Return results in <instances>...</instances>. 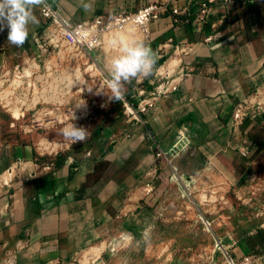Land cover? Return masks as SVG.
I'll use <instances>...</instances> for the list:
<instances>
[{"label":"crops","instance_id":"1","mask_svg":"<svg viewBox=\"0 0 264 264\" xmlns=\"http://www.w3.org/2000/svg\"><path fill=\"white\" fill-rule=\"evenodd\" d=\"M51 1L71 24L165 5L167 11L144 28L149 33L144 44L156 54V73L165 77L157 83L145 77L136 80L125 107L137 109L131 107L124 115L114 111L85 147L61 158L37 163L38 152L32 147L2 146L0 171L16 165V172L10 185L0 189V247H26L29 256L43 264L68 261L95 242L102 214H112L118 197L143 182L155 166L157 145L167 150L184 134L193 144L203 128L206 147L220 156V164L234 166L228 158L239 151L250 160L264 155V100L249 104L242 122L233 119L235 108L264 83V0L214 4L204 25L197 21V2L191 0ZM85 4L91 9L85 11ZM187 6L189 22L172 13ZM40 7L33 10L39 23ZM177 56L181 62L176 72H162ZM160 82L179 88L158 95ZM148 102L153 106L142 112ZM237 142L242 146L235 147ZM208 177L218 181L211 172ZM233 254L237 259L264 257V227L236 243Z\"/></svg>","mask_w":264,"mask_h":264},{"label":"rangeland","instance_id":"2","mask_svg":"<svg viewBox=\"0 0 264 264\" xmlns=\"http://www.w3.org/2000/svg\"><path fill=\"white\" fill-rule=\"evenodd\" d=\"M59 30L42 19L29 28L22 47L8 43L6 28L0 31V152L3 147L29 146L38 152L37 163H47L49 158L85 147L114 111L122 115L133 111L132 103L129 110L125 103H130L127 96L139 78L123 85L120 101L109 98L106 66L120 54L119 47L107 50L104 42L98 52L70 48ZM157 69L155 65L146 79L156 83L164 79ZM100 87L104 91H98ZM252 97L246 103L264 100V83ZM83 102L86 115L76 107ZM43 112L48 118L76 113L82 118L49 127L43 126L48 121L37 120ZM70 123L88 129L85 142L65 140L62 129ZM199 130L193 144L184 134L164 149V155H155V166L143 182L118 197L112 214H102L95 242L68 261L47 264H226L227 248L264 227V155L250 160L239 151L228 158L234 166L220 164V156L206 147L205 129ZM43 140L63 149L54 155L42 153ZM209 172L218 181H209ZM27 250L14 244L0 247V264H43Z\"/></svg>","mask_w":264,"mask_h":264},{"label":"built area","instance_id":"3","mask_svg":"<svg viewBox=\"0 0 264 264\" xmlns=\"http://www.w3.org/2000/svg\"><path fill=\"white\" fill-rule=\"evenodd\" d=\"M233 1L240 0H191V2H197L198 4L197 21L201 25H204L207 21L214 4ZM171 10L174 15L183 16V20L185 22H189L190 16L192 15L190 12L191 8L187 6L183 9L178 8ZM163 11H167L166 6L156 3L149 4L132 14H120L110 20H105L100 17L92 21L71 24L69 20L61 14L60 10L51 0H47V6L40 7V14L43 19L49 22H55L59 26V34L61 35L62 40L70 48L84 49L86 52L99 48L104 41V36L115 28L122 29L127 26L141 28L149 27L152 22L160 18ZM209 40L207 39V41ZM182 52H184V54H188V52L184 49H182ZM87 56L89 57L88 54ZM178 88L179 85H169L167 82H162L157 87L158 95L161 93L175 92ZM148 106H153V103L148 102L145 107L141 108V111H146V107ZM250 107L251 106L248 103H243L235 108L233 113L235 123H240L245 119ZM164 152L165 150L161 146H156L157 156L164 155ZM87 155L90 156L91 154L88 153ZM47 169H50V167H47ZM233 249L234 245L227 248L225 253H223L226 264H264V257L257 255H247L242 259H237L233 254Z\"/></svg>","mask_w":264,"mask_h":264},{"label":"clouds","instance_id":"4","mask_svg":"<svg viewBox=\"0 0 264 264\" xmlns=\"http://www.w3.org/2000/svg\"><path fill=\"white\" fill-rule=\"evenodd\" d=\"M37 6H47V0H0V31H8V43L22 47L29 37V26L38 24L39 19L33 9ZM85 11L91 9V4L83 5ZM111 46H118L120 54L113 57L106 66L109 75V89L112 100L120 101L123 96V85L132 79L149 77L154 72L156 54L140 41H129L124 34H117L108 41ZM88 91L92 89L88 88ZM98 91H104L102 87ZM106 94L108 92L106 91ZM83 103L76 107H83ZM76 117L73 116V120ZM66 141L72 144L85 142L88 129L70 123L62 129Z\"/></svg>","mask_w":264,"mask_h":264},{"label":"bare ground","instance_id":"5","mask_svg":"<svg viewBox=\"0 0 264 264\" xmlns=\"http://www.w3.org/2000/svg\"><path fill=\"white\" fill-rule=\"evenodd\" d=\"M117 34H124L127 39L129 41H141L145 38L148 37V29H144V28H141V27H133V26H127L125 28H115L114 30H112L110 33L106 34L104 36V41H103V44L101 45V47L106 43V46H107V50H109V48H114V46H111L109 45L108 41L111 40L114 36H116ZM105 42V43H104ZM98 49V48H96ZM96 49H92L94 52H98V50ZM90 50V51H92ZM181 62V58L180 56H177L175 58H173L170 63H169V66L165 69H162V72L164 71H169L170 74H172L176 67L180 64ZM90 65V64H89ZM89 67V66H88ZM93 67V66H92ZM92 67H89V70L92 69ZM180 67V66H179ZM87 70V72L89 71ZM28 72V71H27ZM176 72V71H175ZM30 73V72H28ZM31 74V73H30ZM96 75V74H95ZM27 76V75H25ZM94 76V75H93ZM82 109V111H84V115L87 114L86 110H85V107H77V109ZM20 111V110H19ZM78 111V110H77ZM79 112V111H78ZM15 116H19L20 117V114L18 112H15ZM45 113H39L37 115V120H40L41 122H47L48 123H44L43 126H52V125H55V124H66L67 121L70 120V118H73V116H75L76 118L74 119L76 122H79L81 120V116H80V113H76L74 115H67V116H62L60 114H53V118H48L44 115ZM82 115V114H81ZM20 119V118H19ZM51 121V123L49 122ZM78 126V124H76ZM41 151L42 153H48V154H56L58 153V151L62 150L63 148L61 147V145L59 144H51L49 141L47 140H43L41 142ZM64 147V146H63ZM70 147V146H69ZM68 147V148H69ZM16 165H13L11 166L10 168L8 167L6 170L7 171H2L1 174H0V189H2L4 186L6 185H10L11 183V180L12 178L14 177L15 175V172H16ZM203 179H200L199 183L202 184L204 187L207 186V184L204 185L203 183ZM207 183V182H206ZM202 188V187H201ZM235 245V244H234ZM226 248V247H225ZM97 250V249H95ZM91 253V252H89Z\"/></svg>","mask_w":264,"mask_h":264}]
</instances>
